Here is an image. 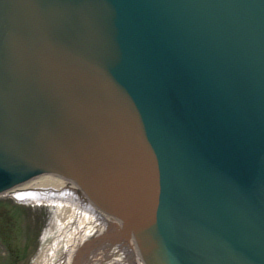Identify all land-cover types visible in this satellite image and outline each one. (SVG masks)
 Here are the masks:
<instances>
[{
  "label": "water",
  "instance_id": "1",
  "mask_svg": "<svg viewBox=\"0 0 264 264\" xmlns=\"http://www.w3.org/2000/svg\"><path fill=\"white\" fill-rule=\"evenodd\" d=\"M43 173L144 264H264V0H0V194Z\"/></svg>",
  "mask_w": 264,
  "mask_h": 264
},
{
  "label": "rangeland",
  "instance_id": "2",
  "mask_svg": "<svg viewBox=\"0 0 264 264\" xmlns=\"http://www.w3.org/2000/svg\"><path fill=\"white\" fill-rule=\"evenodd\" d=\"M68 188L40 192L21 189L0 194V201L5 202L2 206L9 208L0 212V264H34L42 254L44 261L49 259L51 264H72L85 246H89L85 263L135 264L132 236L115 240L126 232L89 213L83 198ZM82 219L84 226L78 225ZM97 235L102 236L94 239ZM103 250L105 256L97 259ZM91 251L89 257L95 260L87 256Z\"/></svg>",
  "mask_w": 264,
  "mask_h": 264
},
{
  "label": "bare ground",
  "instance_id": "3",
  "mask_svg": "<svg viewBox=\"0 0 264 264\" xmlns=\"http://www.w3.org/2000/svg\"><path fill=\"white\" fill-rule=\"evenodd\" d=\"M69 187L68 189L72 192H76L77 194H79V196H81L84 200V204H88V208H89V213L91 214H96V218L97 219H102L104 222H111L112 225H116L119 226V230L124 231L123 227H122V223L120 219L115 218L112 215H109L108 213L98 209V207L93 204L86 196L85 194L78 188V186L75 184V182H73L70 179L64 178L60 175L57 174H52V173H43V174H39L36 175L35 177L23 182L22 184L18 185L16 188H12L7 192H12V191H16V190H36V192H40L44 189H51V188H63V187ZM28 188V189H27ZM3 195V194H2ZM84 208V207H83ZM85 210V209H82ZM90 220V219H89ZM88 220V221H89ZM87 221V223H88ZM85 223V221L82 219L81 221L79 220L78 225H83ZM84 226V225H83ZM81 227V226H80ZM132 236L133 241H131V248H133L137 258H134V262L135 264H144L140 254H139V249L135 243L134 237L132 234H129ZM98 242V241H97ZM91 247V246H90ZM98 247V246H97ZM94 247V248H97ZM89 246H85L84 249L82 248L80 251L77 252V261H79V263L76 261L72 264H90L89 260L85 263V258H86V253L88 252L86 249H88ZM93 250V249H92ZM94 251V250H93ZM93 251L90 252L89 255H87L88 257L91 256V254L93 253ZM102 253V252H101ZM106 254V250H103V253L99 256H97V259H100L101 257L105 256ZM83 255V257H82ZM96 257V256H95ZM91 260H95V258L89 257ZM49 260V259H48ZM48 260L44 261V256L43 254L40 255L34 264H42L41 261H43V264H51Z\"/></svg>",
  "mask_w": 264,
  "mask_h": 264
},
{
  "label": "trees",
  "instance_id": "4",
  "mask_svg": "<svg viewBox=\"0 0 264 264\" xmlns=\"http://www.w3.org/2000/svg\"><path fill=\"white\" fill-rule=\"evenodd\" d=\"M5 204V202L4 201H0V212H6V209H9V208H7L6 206H2V205H4ZM12 209H16V208H12ZM17 210H19L20 212H23V211H21L20 209H17ZM24 213V212H23Z\"/></svg>",
  "mask_w": 264,
  "mask_h": 264
},
{
  "label": "flooded vegetation",
  "instance_id": "5",
  "mask_svg": "<svg viewBox=\"0 0 264 264\" xmlns=\"http://www.w3.org/2000/svg\"><path fill=\"white\" fill-rule=\"evenodd\" d=\"M102 235H97V236H94V239H99V237H101ZM126 239V236H120V237H118V238H116L115 240H125Z\"/></svg>",
  "mask_w": 264,
  "mask_h": 264
}]
</instances>
